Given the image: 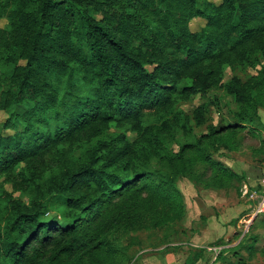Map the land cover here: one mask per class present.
<instances>
[{
  "label": "trees",
  "instance_id": "obj_1",
  "mask_svg": "<svg viewBox=\"0 0 264 264\" xmlns=\"http://www.w3.org/2000/svg\"><path fill=\"white\" fill-rule=\"evenodd\" d=\"M197 1L0 0V66H11L0 74V264H127L123 235L183 216L179 175L204 186L235 175L210 154L228 129L209 127L170 150L175 129L190 132L175 96L220 84L238 106L230 128L258 120L264 0ZM194 18L204 20L196 31ZM227 64L256 72L221 83ZM111 122L129 124L135 138L111 133ZM197 163L210 168L207 179ZM51 208L60 219H44Z\"/></svg>",
  "mask_w": 264,
  "mask_h": 264
},
{
  "label": "rangeland",
  "instance_id": "obj_2",
  "mask_svg": "<svg viewBox=\"0 0 264 264\" xmlns=\"http://www.w3.org/2000/svg\"><path fill=\"white\" fill-rule=\"evenodd\" d=\"M203 5V0L197 1V6ZM5 22V19H0V26H4ZM203 23L201 18H194L190 28L196 31ZM10 69L11 66H0V74L9 73ZM255 72V69L243 64H227L223 67L221 83L232 76L247 80ZM186 82V79L182 80L180 86ZM175 99V108L191 117L190 132L175 129L176 140L171 142L170 150L176 151L177 146L194 143L208 133L209 127L228 129L222 132L223 138L215 142L216 148L210 149V154L235 175L222 185L210 186H204L192 176L179 175L176 186L184 201L183 216L161 228H141L123 235L120 240L130 259L127 264H194L199 259L200 264H264V214L257 216L243 236L245 240L235 247L238 225H241L239 221L251 212L249 193L259 188V179L264 170V107L258 108L259 118L255 122L230 128V124L237 123L234 113L238 106L234 97L227 95L220 84L209 88L205 94L194 93L186 98L177 94ZM15 109L21 111L24 107L18 105ZM195 111L201 112V122L194 117ZM5 116L0 112V123ZM154 119L155 116L146 115L144 123H153ZM16 126L22 129L23 123L16 121ZM109 129L111 133H125L129 140L136 136L129 124L118 126L111 122ZM68 147L60 145L58 149ZM79 152V144L73 145V154L78 155ZM56 158L54 152L45 158L44 177L53 171ZM151 165L157 167V160H152ZM16 171L17 168L14 173ZM194 171L202 179H207L211 174L210 168L201 163L196 164ZM4 187L8 191L12 189L9 183ZM14 196L23 201L27 198L21 190L15 191ZM58 210L51 208L44 219H60ZM213 244L229 245L214 261L212 255L200 246H191Z\"/></svg>",
  "mask_w": 264,
  "mask_h": 264
},
{
  "label": "built area",
  "instance_id": "obj_3",
  "mask_svg": "<svg viewBox=\"0 0 264 264\" xmlns=\"http://www.w3.org/2000/svg\"><path fill=\"white\" fill-rule=\"evenodd\" d=\"M247 192V191H246ZM249 200L251 201V212L247 213L241 221H239L238 225V240L237 243L242 240L243 236H245L246 232L249 230L253 221L257 218L258 215L264 214V170L261 173L259 179V188L253 189L249 193ZM192 247L202 248L204 251L212 255V258L215 259L218 255H220L226 248H228V244H213V245H191Z\"/></svg>",
  "mask_w": 264,
  "mask_h": 264
},
{
  "label": "crops",
  "instance_id": "obj_4",
  "mask_svg": "<svg viewBox=\"0 0 264 264\" xmlns=\"http://www.w3.org/2000/svg\"><path fill=\"white\" fill-rule=\"evenodd\" d=\"M209 254V253H208ZM215 259H213V261H214ZM201 263V261H200V259L198 260V261H196V262H194V264H200Z\"/></svg>",
  "mask_w": 264,
  "mask_h": 264
}]
</instances>
